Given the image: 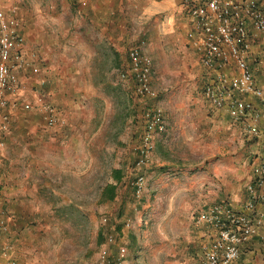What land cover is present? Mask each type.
<instances>
[{
	"label": "crops",
	"instance_id": "1",
	"mask_svg": "<svg viewBox=\"0 0 264 264\" xmlns=\"http://www.w3.org/2000/svg\"><path fill=\"white\" fill-rule=\"evenodd\" d=\"M22 2L27 48L47 60L49 67L42 75L46 80L42 90L61 110L65 124L48 129L32 113L7 116L11 160L18 156L19 148L35 144L37 128L39 137L43 135L44 140L60 146L43 150L38 165L33 166L32 161L26 166L22 164V176L26 173V177L21 181L14 180L15 175L11 174L16 167H8L10 173L3 180L2 188L6 190L0 192V208L14 217L10 240L16 264H53L50 251L42 250L40 245L42 232L48 233V228H52L46 219L49 213L44 212L42 205L50 204L52 208L60 203L67 206L63 207L66 211L74 210L72 205L77 199L71 193V178L78 165L73 163V157L77 154L79 136L91 135L84 131H88L87 125L96 122L95 101L105 91L110 92L112 84L117 85L115 72L127 66L129 47L142 38L154 62L155 76L160 78L168 70L178 76V91L191 87L187 82L191 75L187 60L191 61V56L183 48L191 22L182 12L181 0ZM249 64L257 76L262 73L263 62L249 60ZM229 73L235 75L237 70L233 67ZM188 104L190 108H185V114L178 111L173 120L167 119V131L155 141L152 196L157 204L175 200L181 208V215L172 217L182 224L183 239L173 244L182 247L183 262L195 264L203 240L214 237L209 227L199 225L196 218L212 203L222 200L234 205L243 203L251 172L248 165L256 147L247 141L246 147L239 150L235 143L230 153L225 154L224 141L232 143L244 135L240 125L220 111L210 112L203 101ZM261 127L264 128V121ZM37 172L41 177L36 176ZM29 205L28 212L25 208ZM32 222L38 228L32 227ZM55 260L54 264H62V256ZM235 264H264V238H253Z\"/></svg>",
	"mask_w": 264,
	"mask_h": 264
},
{
	"label": "built area",
	"instance_id": "2",
	"mask_svg": "<svg viewBox=\"0 0 264 264\" xmlns=\"http://www.w3.org/2000/svg\"><path fill=\"white\" fill-rule=\"evenodd\" d=\"M181 9L191 22L184 47L200 65L204 103L210 112L220 111L240 125L243 136L256 147L243 203H212L196 218L214 234L203 240L197 264H235L253 238H264V68L257 76L249 64V60L264 63V0H181ZM127 55L128 64L120 71V79L131 82L136 96L156 99L154 64L146 51V40L131 45ZM233 67L235 75L229 73ZM47 70L41 55L27 48L18 1L0 0V172L10 133L7 116L22 109L37 114L47 128L65 124L61 110L42 90L46 85L42 75ZM32 80L35 84L28 89ZM166 131L163 109L151 104L144 113L143 129L134 148L136 156L129 168V184L136 199L145 190L142 170L152 161L156 139ZM2 187L0 180V192ZM103 221L110 227L98 252V264H131L117 233V220L112 223L108 214ZM11 222V214L0 208V264H16ZM132 225V219L126 218L122 229Z\"/></svg>",
	"mask_w": 264,
	"mask_h": 264
},
{
	"label": "rangeland",
	"instance_id": "3",
	"mask_svg": "<svg viewBox=\"0 0 264 264\" xmlns=\"http://www.w3.org/2000/svg\"><path fill=\"white\" fill-rule=\"evenodd\" d=\"M17 1L22 10V0ZM183 48L186 54L190 53L185 49L184 44ZM190 56L191 61L187 60V68L190 69L191 75L189 74L187 82L191 87L185 91L177 90L176 87L180 83L177 81L178 76H174L167 70L160 78L154 74L153 85L158 93L156 99L138 97L133 93L131 82H127L128 86L119 81L118 73L123 70L122 68L114 74L117 85L112 84L110 92L105 91L102 93V97L98 96L99 99L96 100L97 102L95 101L94 107L97 116L96 122L87 125L86 130L88 131H84L90 132L91 135L79 136L77 154L73 157V163L78 165V170L72 174L71 178L73 181L71 193L77 199V203L72 205L74 210L66 211L64 208L67 206L60 205V203L53 204L52 208L50 204L42 205L44 212L48 211L49 213L47 214L49 218L46 217V219L52 228H48L50 231L48 233L42 232L44 235L39 237L42 240L40 245L43 247L42 250L45 248L50 251L48 255L53 260V264L59 255L62 256V264H98V252L104 244L105 234L110 227L103 221V218L108 214L111 215L112 223L115 219L117 220L115 223L117 233L120 235V241L127 247L131 264H189L181 260L182 247L180 249L173 244V242L177 243L178 240L183 239L182 224L173 220L172 217V215L180 214L181 208L174 202L175 200L169 204L166 203V200L157 204L152 196L154 193L152 184L155 147L150 165L142 170L145 176V190L140 199L134 197L133 188L129 184L132 178L129 168L136 156L134 148L143 129L144 113L151 104H157L163 109L166 120L171 118L173 120L178 111L185 114V108H190L188 102L194 105L200 101L204 103L201 92L202 71L192 53ZM41 57L43 63L49 67L47 60L42 55ZM34 84V80L28 82L29 86ZM118 87L120 88L118 89ZM20 113L28 115L32 112L21 109L15 113V116H19ZM32 114L41 121L37 114ZM38 129L34 130L35 138H37L35 144L27 147L31 151L22 146L17 150L18 156L13 160L9 155L10 140L8 137L2 163L3 168L0 172L2 186H4V178L8 176V172L10 173V166L16 167V172L11 171V174L15 175L14 180L21 181L26 177V173L22 176V164L26 166L28 162L32 161L33 166L38 165L37 162L43 158V150H52L60 146L52 140H44L43 135L39 137ZM247 141L243 135L232 140V143L224 141L223 152L229 154L231 147H235V143L241 150L246 147ZM210 148H214V146H208V149ZM192 158L196 157L192 156ZM49 163L51 164V161ZM248 166L250 169V165ZM116 169L121 170V178L116 183L114 199L107 200L106 187L108 184L116 182L113 172ZM36 176H40L39 172ZM68 178L70 179V176ZM4 190L6 189L1 188V191ZM25 209L29 212L31 206L29 205ZM11 216V223H13L14 217ZM126 218H131L133 225L128 230L119 228L117 225H121L120 223ZM32 223V227L35 225V228H38L36 222ZM112 223L110 221V225Z\"/></svg>",
	"mask_w": 264,
	"mask_h": 264
},
{
	"label": "trees",
	"instance_id": "4",
	"mask_svg": "<svg viewBox=\"0 0 264 264\" xmlns=\"http://www.w3.org/2000/svg\"><path fill=\"white\" fill-rule=\"evenodd\" d=\"M114 173H115V183H110V184H108L107 185V187H106V190H107V197H106V199L107 200H113L114 199V197H115V188H116V183H117V181H119L120 180V178H121V170H118V169H116V170H114L113 171ZM121 225H117L119 228L120 227H122V222L120 223ZM117 227V228H118ZM201 256V255H200ZM199 256V257H200Z\"/></svg>",
	"mask_w": 264,
	"mask_h": 264
}]
</instances>
